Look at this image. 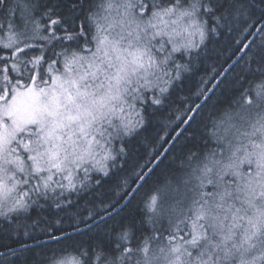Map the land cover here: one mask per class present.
<instances>
[{
    "label": "snow or ice",
    "instance_id": "snow-or-ice-1",
    "mask_svg": "<svg viewBox=\"0 0 264 264\" xmlns=\"http://www.w3.org/2000/svg\"><path fill=\"white\" fill-rule=\"evenodd\" d=\"M69 7L73 12L66 17L61 14L58 6L45 5L43 11L37 13L31 0H16L15 4L10 0H0V14L6 21L0 24V217L10 222L13 214L27 211L40 197L49 198V194L55 195L57 189L61 190L60 195L63 196L66 190L75 191L77 182L83 186L91 179L88 175L90 169L84 167L89 162L96 171L107 175L109 162L114 166L118 156L125 152V148H108L97 136L105 138L106 134L107 137L115 134L123 138L142 126L146 120L147 107L164 104L170 95V89L182 79V73L189 70L188 64L174 63L173 54L181 53L183 49L184 53L190 55L188 50L200 47L209 32L216 33L224 28L231 31L232 20L241 15V6H238L235 0H190L183 8L181 0H176L173 6L163 8H160L155 0L152 3L147 0L129 2L124 5L126 15L129 14L128 10L133 8H139L142 15H147L151 10V18L146 27L156 29L155 36L168 35L169 43L172 44L171 52L163 60L157 61L146 49H136L128 52L131 59H126L117 47L118 41L102 36L98 40L96 52L89 58L81 54L84 48L79 44V40L87 35L84 25L92 23L95 17L91 13L82 18L77 17L74 11L78 7L77 0H70ZM173 15L177 18L171 23L182 24V31L187 34L183 43L173 42V36L180 35L175 28L171 32L164 31L168 27V20L165 18ZM200 17L210 18L212 26L209 27L208 19ZM184 20H187L186 25L182 23ZM260 23L261 51L257 53L252 50L251 44L237 40L236 43L242 44L243 47H240L235 55L245 52L249 55V61L259 56L261 83L256 87L255 93L256 98L264 101V21ZM128 24L140 27L135 19L129 20ZM158 25H163V28ZM251 27L256 25H248L243 31L247 32ZM197 36L199 43L193 40V37ZM65 40L77 42L76 48L65 46ZM30 41H39L41 46L37 47ZM57 48L61 51H56ZM35 51H39L40 55H29ZM110 53H115L118 67L113 64ZM170 62H173L172 66L176 70L174 75L164 70ZM85 63L87 69L84 68ZM103 64H107L109 69L115 68V72L108 74L101 67ZM149 69L155 71L149 72ZM140 70H143L142 77L139 75ZM98 72L105 74L108 81L106 86L103 83L94 85L89 82L97 79ZM225 74L219 73L213 80H219ZM150 76L152 78H149ZM141 78L143 84L140 83ZM133 83L137 87H132ZM219 86L216 84L217 88ZM203 87L204 91L198 90L195 94L197 100L207 97L209 92L215 90L207 88L206 85ZM101 89L104 91L101 92ZM141 89L152 90L153 95L148 97ZM250 91L245 90L249 94ZM126 95L130 96L132 101L144 104V111L136 110L135 103L125 101ZM243 95L244 93L241 97ZM114 102H118V106ZM192 103L195 104V101ZM125 104L128 112L124 111ZM201 107L202 105L195 104V107L186 109L183 116L188 119H184L183 124H189L195 119L194 114ZM113 117H117L119 124L113 122ZM177 119L183 117L178 116ZM257 123L259 127L254 125L255 131L248 135L254 136L256 132H260L264 136V116H261ZM104 124L112 131L104 128ZM249 144L251 151L247 145H238L231 151L227 164L214 160L213 167L205 165L202 170L203 174L208 176L214 167L218 168L217 175L222 179L224 172L228 170H232L233 175L241 176L239 168L245 161L256 165L254 176L259 179L249 176L244 189L238 188V191H245L246 195L254 198L257 195L255 186L259 185L261 204L257 206L254 199L246 200V203L255 209V216L248 218L249 227L244 229L239 243L233 242L231 248L227 242L233 241L236 235L233 229L239 226L240 209L232 213L233 223L225 231L224 221L227 219V213L222 218L218 211L222 205L212 200L204 201L202 206L195 207L194 217H190L189 224L185 225L190 226L186 235L178 238L175 231H170L167 244L150 246L153 237H145L143 234L136 237L137 229L133 223H121L120 230L116 233L120 242L114 250L118 251L119 255H109L104 250L91 254L82 252L83 256L89 257L88 260L53 257L49 264H221V260H228L234 253H239V264H264V240H260L259 256L251 260L244 258L249 249L256 247L254 238L264 236V139L258 143L249 139ZM98 149L102 155L98 156ZM241 151L244 152L243 157L238 155ZM159 159L160 156H156L155 160L148 163H155ZM82 167L84 177L80 179L76 170ZM143 167H147V164ZM58 176L60 179L56 178ZM144 179V175H137L132 183ZM124 183L130 186L127 180ZM207 183L212 184L213 180L208 179ZM226 194L206 195H218L223 200ZM203 195L201 194L200 199H203ZM156 204L157 196L150 195L149 209H153ZM193 204L195 205L196 201H193ZM201 220L206 221V224L200 223ZM179 223L182 221L176 223V230L179 229ZM206 227L211 230V234L205 230ZM133 240H136L135 244L132 243ZM126 244L130 246H125ZM190 249L199 251L193 256ZM220 252H223V257L219 255ZM206 255L208 259H204Z\"/></svg>",
    "mask_w": 264,
    "mask_h": 264
},
{
    "label": "trees",
    "instance_id": "trees-1",
    "mask_svg": "<svg viewBox=\"0 0 264 264\" xmlns=\"http://www.w3.org/2000/svg\"><path fill=\"white\" fill-rule=\"evenodd\" d=\"M102 1L77 0L78 7L74 10L77 17L82 18L89 13L95 17L92 23L84 25L87 35L79 40V44L84 48L81 54L91 50L97 41L94 12L98 6H102ZM10 2L15 4L16 0ZM155 2L159 6L167 7L176 4V0H155ZM235 2L241 6V15L232 20L231 31L224 28L216 33L209 32L203 44L191 51L190 55L182 56L183 52L173 54L174 63L188 64L189 70L184 71L182 79L170 89V95L164 104L147 107L146 120L142 126L131 135L117 137V144L114 142L111 148L119 149L123 146L125 152L118 156L114 166L109 163L107 175L97 173L99 177L103 175L105 177L93 192L87 193L83 199L71 202V205L63 210L58 209L48 213L47 210H33L29 214L13 215L11 222L0 217V264H49L53 257L67 256L84 261L89 257L83 256L82 252L91 254L100 250H104L109 255H119V252L114 250L116 244L120 242L116 233L120 230L121 223H133L137 229L136 237L142 234L145 237L149 235L153 237L150 246L166 244L170 231H175L177 237L186 233L185 225L188 224L189 218L194 216L195 207L197 204H203V200L200 199L201 194H204L206 199V193L213 189L211 184H198L199 180L192 177L193 168L210 161L222 150L228 138L226 137L225 141L222 138L221 124L227 126L228 117L240 106L247 108L250 105V98L261 83L259 56L249 61V55L243 52L217 82L220 86L218 88L215 86V90L200 104L202 107L194 114L195 119L185 124L178 132L183 126V120L188 119L187 116H183V112L195 107V104L204 98L200 97L197 100L195 94L198 90L204 91L203 85L211 88L215 82L213 77L222 73L238 56L235 55L237 50L243 47L236 41L243 40L246 43L264 19V0H235ZM31 3L36 6L37 13L42 12L45 5L58 6L61 14L66 17L73 12L69 7L70 0H31ZM188 3L190 0H181V7ZM16 15L18 17L19 12ZM200 19H208L209 27L212 26L210 18L200 17ZM4 23L6 21L0 14V24ZM77 23L79 24V20ZM248 25H256V27L244 32L243 29ZM260 31L248 43L257 53L261 51ZM30 43L36 44L37 47L41 46L39 41H30ZM63 43L72 49H75L77 44L68 40ZM56 51L59 52L61 49L57 48ZM29 55L39 56L40 52H30ZM49 55H51L50 49ZM55 58L62 59V57ZM169 65L170 72L174 75L176 70L172 66L173 62ZM209 80L213 82L207 83ZM246 89L251 90L250 94L245 92ZM242 93H244L243 97H241ZM193 101L195 104L192 103ZM145 107L140 102L136 104L138 111L143 112ZM178 116H182L183 119H177ZM175 134L177 136L170 142ZM229 139L233 141L235 137ZM161 153L163 155H160ZM156 156H160V159L155 163H148L155 160ZM145 164L147 167L142 168ZM149 168L151 169L148 175L118 211L94 222L119 206L136 185L137 182L132 183V181L136 180L137 175H144ZM125 180L130 186L124 183ZM174 191L179 194V206H185L187 209L179 214L172 211L158 213L162 210L161 194ZM150 195L157 196V204L153 209L148 207ZM193 201H196L195 205ZM180 221L182 223H179V229L176 230L175 225ZM91 223L93 224L82 229ZM132 243L135 244L136 240ZM22 245L25 247H21Z\"/></svg>",
    "mask_w": 264,
    "mask_h": 264
},
{
    "label": "rangeland",
    "instance_id": "rangeland-1",
    "mask_svg": "<svg viewBox=\"0 0 264 264\" xmlns=\"http://www.w3.org/2000/svg\"><path fill=\"white\" fill-rule=\"evenodd\" d=\"M138 3L139 0H103L102 6H98L97 10L94 12L96 14V26H97V41L95 42L94 46L91 50H89L87 53H84L82 55L87 56L91 58L92 53L96 52L97 43L100 37L107 36L109 40H115L118 41L117 47L121 50V55L125 57L126 59H131L128 56V52L135 51L136 49H146L151 56H153L157 61L163 60L164 57L168 56V54L171 52L172 44L169 43V37L168 35H161V36H155L154 32L156 29L146 27L147 22L151 18V10H149L147 15H142L141 10L139 8H133L128 10V15L125 14V8L124 5L127 3ZM148 3H152L153 0H147ZM187 6V5H186ZM186 6H182L186 7ZM100 7V8H99ZM160 8L167 7V6H159ZM177 17L175 15L171 17H166L165 19L168 20V27L164 29L165 32H171L173 28L176 29L177 32L180 33V35H174L173 36V42L179 44L185 42L187 39V34L182 31V24H176L173 25L171 23L172 20H175ZM131 19H135L137 23L140 24L139 28H136L135 24H128V21ZM155 23V21H153ZM183 25L187 24V20H184ZM158 27L163 28V25H158ZM194 42L199 43V37H193ZM161 45H163V48H161ZM202 45V44H201ZM200 45V46H201ZM197 49V48H194ZM194 49H189L188 52L193 51ZM126 50V51H125ZM181 52H183L184 55H188L187 53H184V50L182 49ZM112 56L113 64H115L117 67L119 66L116 59H115V53H110ZM98 62V61H97ZM145 63L147 64V57H145ZM102 68L105 69V71L108 74H112L115 72V68L109 69L107 64L101 65ZM84 68L87 69V64H84ZM62 70V69H61ZM165 71H170V65L164 68ZM155 69H149V72H154ZM139 75L143 76V70H140ZM149 78H152L151 76ZM135 80V77L133 78ZM90 83L95 84H101L103 83L105 86L107 85L108 81L105 78L104 73L97 74V79L95 81H89ZM140 83L143 84V79H140ZM132 87H137L135 83H133ZM104 89H101V92H103ZM141 92L147 95L148 97H151L153 94L152 90L148 89H141ZM124 100L128 103H135L138 102L132 101L130 96H124ZM118 106V102H114ZM124 111L128 112L129 109L127 108V104L124 106ZM261 116H264V101H260L258 98H256V93L254 91L253 95L250 98V105L245 108L240 106L238 110L234 114H232L230 117H228L227 120V126L226 124H221V130H222V138L224 141L226 140V137L228 138V142L224 144V147L222 150L218 153H216L213 158H211L210 161L204 162L203 164H198L193 168L192 171V177L194 179L199 180V185H206L208 179H212L213 183L211 184L213 186V189L210 190L208 193H219L224 194L223 200L219 198L218 195L214 197H209L206 195V199L203 195V204L204 201L211 202L212 200H215V203L221 204L222 207L218 209L220 212L221 217L223 218L225 213H227V219L224 221L225 228L224 230L227 231V228L229 225L233 223L232 220V213L236 212L237 209H240V212L238 213V216L241 217L239 220V226L234 228L233 231L236 233V235L233 237V241H228L227 245L229 248H231L232 243L236 242L239 243L241 239V234L243 233L244 229L249 227L248 218L255 216V209L250 207L246 200L248 199H254V203L259 206L261 204V198L258 195V193L261 191L259 185L255 186V191L257 195L253 198L251 195H246L245 191H238L239 189H244L245 183L248 180L249 176H253L254 179H259L258 177H255L254 174L256 173V165L255 163H252L251 165L248 164L246 161L240 165L239 171L242 173L241 176H236L232 174V170H228L227 172H224L223 178L221 179L217 175L218 168H213V172L205 176L203 174V168L205 165L208 167H213L212 161L214 160H221L223 164H227L229 161V157L231 154V151L238 145H247L249 151H251V145L249 144V139L255 140L257 143L264 139V136L260 132H256L254 136H250L248 134H251L255 131L254 125L256 127H259L257 121L260 119ZM113 122L115 124H119V120L117 117H113ZM104 128L108 129V131H112V129L107 125H102ZM226 126V127H225ZM117 137L115 134L111 137L101 138L99 135L97 136L98 139H101L103 143H105V146L108 148H111L112 144L115 142L117 144ZM235 137L233 141H231L229 138ZM110 141V143L108 142ZM98 156L102 155V152L98 149ZM240 154V155H239ZM240 157H243L244 152L241 151L238 153ZM255 158L253 157V160ZM110 163V162H109ZM243 166V168H242ZM84 167H87L90 169L88 175L91 177L89 181H86L83 186H81L78 182L76 184V190H66L63 193V196L60 195L59 189H57L55 195L49 194V198L40 197L38 199V202L33 204L27 211L20 212L18 214L13 215H21V214H29L33 210L39 211L41 210H47V213L52 211H56L58 209L63 210L69 205L70 203H74L75 201L79 199H83L87 193L93 192L94 189L97 187V185L100 183L102 179H104V173L96 171L94 168H92L91 162L87 163ZM249 168V169H248ZM97 173L104 174L103 176L99 177ZM76 174L80 179H83L84 177V171L83 167L81 169L76 170ZM228 177V178H227ZM57 179H60V177H56ZM63 183H67V181H62ZM207 194V193H206ZM183 199V198H182ZM161 201H162V210H159L161 214L166 213L167 211L175 212L176 214L184 212L187 207L185 208L182 206H179V194L177 192H171L168 194L162 193L161 194ZM203 204H197V207L202 206ZM185 208V209H184ZM193 211V210H192ZM160 214V215H161ZM192 217V216H191ZM194 217V216H193ZM200 223L206 224V221L201 220ZM189 224V220H188ZM206 231L211 234V230L206 227ZM190 231V226L187 227L186 233L184 232V235H186ZM180 236H178L179 238ZM190 238V237H189ZM219 237H217V240ZM260 240H264V236L254 238L253 243L256 244V247L249 249L247 253H245V259L251 260L253 257L259 256L261 252V245ZM168 243V240L166 241V244ZM247 247V245H245ZM193 252V256H195L199 249H190ZM219 255L223 257V252H220ZM66 258H75L73 256H69ZM209 257L206 255L204 259H208ZM240 256L239 253H234L228 260H221V264H239ZM232 262V263H229Z\"/></svg>",
    "mask_w": 264,
    "mask_h": 264
},
{
    "label": "water",
    "instance_id": "water-1",
    "mask_svg": "<svg viewBox=\"0 0 264 264\" xmlns=\"http://www.w3.org/2000/svg\"><path fill=\"white\" fill-rule=\"evenodd\" d=\"M264 21V20H263ZM261 27V23L256 27V29L254 30V32L252 33V35L250 36V38L248 39V41L246 42L247 44L255 37V35H256V33H257V31H258V29ZM243 52H241V53H239V55L238 56H236L227 66H226V68L224 69V73H226L229 69H230V67L239 59V57L241 56V54H242ZM224 76V75H223ZM222 77V76H221ZM220 77V78H221ZM220 78H219V80H220ZM219 80H215V82L213 83V85L211 86V88H214L215 86H216V84H217V82L219 81ZM211 92H209L208 93V95L210 94ZM208 97V96H207ZM206 97H204V98H202V100L198 103V104H201L203 101H204V99H205ZM184 125L185 124H183V126L179 129V131L178 132H180L182 129H183V127H184ZM178 132H177V134H178ZM177 134H175L174 135V137L172 138V140L170 141V142H172L173 141V139L177 136ZM150 169L151 168H149L147 171H146V173L144 174V176L146 177L147 175H148V173H149V171H150ZM143 181V180H142ZM142 181H138L137 183H136V185L134 186V188L130 191V193H132L138 186H139V184L142 182ZM130 197V195H128L126 198H125V200L119 205V206H117L116 208H114L113 210H111V211H109L107 214H105L104 216H102V217H100V218H97L94 222H97V221H99L100 219H102V218H104V217H106V216H109V215H111V214H113L114 212H116V211H118L125 203H126V201L128 200V198ZM93 222V223H94ZM93 223H91V224H89V225H87V226H85V227H83L82 229H84V228H87L88 226H90V225H92ZM14 250V249H13Z\"/></svg>",
    "mask_w": 264,
    "mask_h": 264
},
{
    "label": "bare ground",
    "instance_id": "bare-ground-1",
    "mask_svg": "<svg viewBox=\"0 0 264 264\" xmlns=\"http://www.w3.org/2000/svg\"><path fill=\"white\" fill-rule=\"evenodd\" d=\"M263 20H264V19H263ZM263 20H262V21H263ZM260 29H261V27L258 29L257 33L260 31ZM257 33H256V35H257ZM226 73H227V72H226ZM67 257H69V256H67Z\"/></svg>",
    "mask_w": 264,
    "mask_h": 264
}]
</instances>
